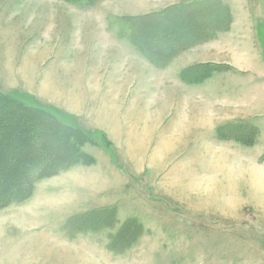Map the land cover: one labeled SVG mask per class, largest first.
<instances>
[{"label": "rangeland", "instance_id": "1", "mask_svg": "<svg viewBox=\"0 0 264 264\" xmlns=\"http://www.w3.org/2000/svg\"><path fill=\"white\" fill-rule=\"evenodd\" d=\"M191 1L0 0V95L76 138L66 153L60 136H38L45 153L70 164L30 178L22 200L0 199V264H264V157H231L213 130L250 115L227 103L253 104L251 119L264 120V80L254 82L264 78V0H218L221 31L208 39L191 27L217 18L185 22L202 8ZM169 10L174 22L158 15ZM244 17L257 71L232 65L226 50L187 51L215 39L234 47ZM185 61L195 67L182 72ZM188 73L204 74L202 84L186 85ZM172 83L185 92L172 93ZM207 94L211 102L196 99ZM21 115L0 132V170L34 144L15 131ZM123 224L139 229L117 234Z\"/></svg>", "mask_w": 264, "mask_h": 264}, {"label": "crops", "instance_id": "2", "mask_svg": "<svg viewBox=\"0 0 264 264\" xmlns=\"http://www.w3.org/2000/svg\"><path fill=\"white\" fill-rule=\"evenodd\" d=\"M219 2L220 1H218V0H192L191 2L184 3V5L200 6L202 8L199 11H202L203 12L202 14H205L207 9H214V10L218 9L219 4H220ZM201 5H205V6H201ZM224 5L226 6L225 3H224ZM228 5L229 4L227 3V6ZM220 12H222L221 9H219L218 13H216V14L220 15L219 14ZM214 16H216V15H214ZM218 20H219V18H218ZM240 21H242V20H240ZM245 24H246L245 26L248 27L247 30L246 31L244 30L243 34L238 35V37H236V36L233 37L236 41H233V43L235 45L232 48H231V46H232L231 44H229V45L221 44L222 41L215 39L214 41H211L209 43V46L211 48L209 46L205 45V43H203V44H197L195 46H191L189 48V50H187V51L196 50V52H199V50L201 49L202 52L204 50V53H209L211 51L212 52H216V51L218 52V50H220V49L226 50L224 52L227 53V55L232 56L233 60H235V61H233L232 65H234L235 67H242L243 69L253 68L254 70L257 71L258 69L261 68V66H260L261 64L260 65H256V63L253 64L254 60L251 58V52L249 51V50H251L252 46H253V50H254V40L253 39L256 36H255V33H252L251 30L249 29L250 21L248 20V18H245ZM208 26L210 27V30L207 28L206 31L202 32L200 36H202V35H204V33H206L207 35H204V36L208 39V37L214 35V32L221 31L219 29H214V27L218 26L217 24L213 25L211 23ZM223 34L228 35V32L223 33ZM251 43H252V45H251ZM233 48H235V49H233ZM234 50H238V51H236L237 53H234L233 52ZM249 59H250V61H249ZM251 59L253 62H251ZM173 62H174V60L172 59V63ZM209 62H208L209 67L212 69V66H211L212 61H211V63H209ZM215 62H213V63H215ZM208 64H207V68H208ZM173 65H174V63H173ZM186 66H187V68L195 67V64H190L189 62L185 61L180 66L182 69V72L184 70H186ZM200 66H202V65H200ZM200 68H202V67L196 68L195 70H200ZM261 75H262V72H261V74L259 73V75H256L254 77V79H255L254 82H256L257 80H264V78H262ZM182 77L184 80L183 82H187V83H185L186 85L198 87L202 84L201 81L203 80L205 75L204 74L201 75L198 73H195V75H190V73H188V75L184 74V75H182ZM171 86H172L171 87L172 93L180 91V89L182 92H185V90L183 88L175 86L173 83ZM242 87H244V86H242ZM245 89H242L241 91H239V93L241 92V94H242V96L241 95H239V96H241V99H243V100H245V91H246ZM187 94H189V92ZM191 95H188L190 97V99L192 98ZM257 96H258L257 101L260 103V105L262 107L261 110L258 111L260 114L259 116L264 119V99L263 100L260 99V97H261L260 93ZM208 97H210V94H207L206 99L200 98V97H198L196 99L199 101H200V99L210 101L208 99ZM216 100L217 99H214V101H216ZM210 102H208V104H210ZM222 108H229L232 111H235V110H237L236 108H238L239 110H242L241 112H243L244 114H250V115H247L248 118L246 120H243V121L224 120V121L220 122L221 124H219V125L217 124L216 127H214V129H213V130H215L214 133H215V136L217 138V140H216V138H215V140L218 141V143H216V145H219L217 148H220L219 150L223 149L225 152L227 151L231 155V157L233 156V158H236V159L238 157V155H237L238 150L242 151V153L244 155L251 156V154H253L255 157L261 156V155H263V157H264V120L258 121V120L251 119L253 117H258L257 115H255L257 113V111H254L257 107H255L253 104L250 107L249 106L242 107L239 104H234V103L228 104L227 103L226 105L223 104ZM254 119H256V118H254ZM252 144L253 145L259 144L260 150L258 147L252 148L255 146V145L252 146ZM248 158L249 157H246L244 159H248Z\"/></svg>", "mask_w": 264, "mask_h": 264}, {"label": "trees", "instance_id": "3", "mask_svg": "<svg viewBox=\"0 0 264 264\" xmlns=\"http://www.w3.org/2000/svg\"><path fill=\"white\" fill-rule=\"evenodd\" d=\"M181 10L179 12L183 13V11H181ZM170 11H172V10L158 13V15H164V16H166V18H164V19L174 22L173 20H171V16H169L170 13H167ZM189 12H190L188 14L189 19H188V17H186L185 22H187L189 20L192 21L193 18H199L198 16H201V14L203 13L202 11H199L198 12L199 14L192 15L193 12H191V11H189ZM214 13H215L214 10L207 9L205 12V15L206 14L216 15L217 19H215V17H213V20H211L210 22L194 23L193 24L194 26L191 27V31H194V33L198 34V32H203V29H204V27H206V25H209L211 23L213 25H216V24L218 25V23H215V22H220V19L218 20V17H220V15H217ZM141 18L142 17H140V19H137V18L136 19L141 20L143 22L146 20L152 21V18L150 17L151 18L150 19L148 16H146L145 19H141ZM156 19L159 20V17H156ZM161 19H163V18H161ZM180 23L183 24V22H180ZM159 27H160L159 25H156L155 29H157ZM139 31H141V30H139ZM194 33H192L193 37H194ZM184 73H186V72H184ZM35 110H38V111H35ZM40 111H43V110H41L37 107L32 108V107L25 106L22 103H19L16 101L14 102L13 99L8 100L6 97H3L2 95H0V132L1 133H5V132L8 133V129L6 131V125L11 122L12 113L13 112H19L22 115H21V117H18V119H16V123H17L16 128L17 129H15V131L16 130L21 131V132L27 131V133L29 134V135H27L28 139L32 140L33 143L36 144V145L33 144L32 146L29 145L28 151L26 148H21V151H24V153H26V151H27V153H26V155L23 156L24 158L21 157L18 161H15V158H14L15 163L13 166L8 164V162L6 163V161H5V167H4V169L2 168L0 170V172L2 174H4L3 176L7 177L8 180H9V177H11L12 183H11V186H8V187H7V185L4 186L3 184L0 183V199L6 200V202L2 201L1 204L8 203L9 200L7 201V199H10L12 201L13 199H17V200L21 199L22 200L23 198H25V195L27 196L29 194V192L28 193L25 192L24 183L28 182V180L30 181V178H34V179L39 178V177L41 178L43 175H45L44 172L46 173V172H49L51 170H53V172H55L54 171L55 169L61 167L60 165H59L60 167L57 166V164H60V162H66V163L70 164V162H68V161H56L55 157L52 156V154L45 153L44 150H42L43 146H42L41 142L39 141L38 136L41 137L42 134H44V133H54V135L60 136L61 142H63L62 143V145L64 147L63 149H65L66 153H68L67 151L70 150L69 146H73L75 144L74 142H72V139L74 138L76 140V138L74 136H72L73 134H71V131H72L71 129H73V127H71L65 123H62L61 121H56L55 123L50 124L49 120H48L47 124L50 125V127H51V129L48 130V127L42 126V123L44 122L43 118H45V116H44V112L42 114V112H40ZM45 113L47 115H51L48 112H45ZM40 114H42V115H40ZM47 118H48V116H47ZM52 121H53V119H52ZM46 128H47V130H46ZM53 128L55 130H53ZM11 130H13V129H11ZM72 132H74V131H72ZM9 133L15 134L12 132H9ZM67 135H69L71 138ZM75 135H77L76 132H75ZM45 136H47V135H44V137ZM50 138H52V137H50ZM50 138L45 137V141L47 139H50ZM18 140H20V139H18ZM43 141H44V139H43ZM66 141H68V143H66ZM67 144H69V145H67ZM47 156H51V157H47ZM29 174L31 177L29 176ZM29 189H31V188H29ZM90 216H91L90 217L91 220H95L96 217H94L92 215H90ZM84 224L86 225V222H83V225ZM100 225H102V224H100ZM129 225H135V228L139 229V228H137L138 225H136V224H123L120 227L117 234H122L123 230L125 231L127 226H129ZM93 227H94V225H93ZM85 229H87V228H85ZM116 243H118V242H116Z\"/></svg>", "mask_w": 264, "mask_h": 264}]
</instances>
